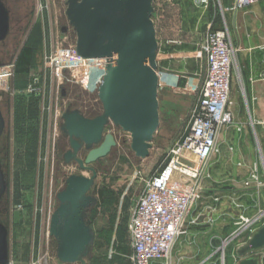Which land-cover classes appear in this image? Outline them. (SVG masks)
<instances>
[{"label": "rangeland", "instance_id": "1", "mask_svg": "<svg viewBox=\"0 0 264 264\" xmlns=\"http://www.w3.org/2000/svg\"><path fill=\"white\" fill-rule=\"evenodd\" d=\"M224 1L209 0L207 7L194 0L153 2L151 19L159 43V126L145 159L137 157L130 149V134L112 123L106 127L104 133L112 134L116 145L107 156L90 166L96 177L88 196L95 202L87 208L85 219L94 234V242L89 259L83 258L85 264H130L131 211L147 184L170 162L171 151L189 131L191 111L198 102L205 80L206 61L202 45L209 26L214 29L228 27L234 48L230 89L233 120L226 127L233 126L237 119L245 120L255 134L258 157L255 175L260 183L257 191L261 196L260 204L254 210L256 213L264 211V124H254L251 115L257 103L249 98L246 79L243 78L248 63L257 64L256 69L262 66L264 53L248 56L239 51L236 43L245 41L249 32L240 33L231 28L232 12L226 11ZM12 6L17 10L24 9L22 5ZM29 8L31 16L25 21L27 27L19 46L21 42L24 44L10 64L11 75L3 85L0 81V97H9L0 106L9 117L5 168L10 227L8 264H63L56 259V241L49 234L50 217L59 205L57 194L65 188L70 175L89 178L91 173L80 169L75 161L65 162L64 154L71 148L68 137L61 130L62 115L77 112L86 119L101 115L103 106L97 91L104 73L97 65L77 62L71 67L68 63L76 60V33L66 16L67 0H31ZM252 28L263 34L264 22ZM37 38L38 49L27 52L26 47L34 45L30 42ZM62 62L67 63L63 65ZM5 67H0L4 76L7 75ZM251 78H260L258 70ZM261 104L264 107V103ZM87 152L81 149L77 159L83 161ZM217 165L218 153L214 149L202 167L201 199L190 211L184 234L180 237L193 226L195 216L217 200L212 196L213 188L225 189L234 184L228 180L232 177L229 175H235L236 181L251 178V172L249 176L245 175L238 166L232 171ZM224 241L214 246L217 250L213 249V254L203 264H233L231 252L239 242Z\"/></svg>", "mask_w": 264, "mask_h": 264}, {"label": "water", "instance_id": "2", "mask_svg": "<svg viewBox=\"0 0 264 264\" xmlns=\"http://www.w3.org/2000/svg\"><path fill=\"white\" fill-rule=\"evenodd\" d=\"M30 1L0 0V67L10 65L17 54L27 27L25 21L32 12ZM154 1L67 0L66 16L76 33V55L103 65L97 91L103 113L93 119L83 118L77 112L62 115L61 130L71 148L64 160L75 161L91 177L70 175L65 188L57 194L59 205L50 217L49 234L56 241V259L60 263L85 264L83 258L89 259L93 248L94 234L85 219L87 208L95 202L88 196L96 177L90 166L116 145L113 135L104 133L106 127L112 123L130 134L134 154L142 159L149 156L150 143L159 126L158 42L151 19ZM12 5H22L24 9L17 10ZM8 98L2 95L0 106ZM5 113L0 107V264H8L9 255L5 170L9 117ZM83 148L88 152L82 161L77 154ZM263 250L264 225L236 250L238 264H262Z\"/></svg>", "mask_w": 264, "mask_h": 264}, {"label": "built area", "instance_id": "3", "mask_svg": "<svg viewBox=\"0 0 264 264\" xmlns=\"http://www.w3.org/2000/svg\"><path fill=\"white\" fill-rule=\"evenodd\" d=\"M194 2L205 7L209 4V0ZM257 3H264V0H233L229 10H242ZM202 50L206 74L198 102L191 111L189 131L171 151L170 162L147 184V189L139 196L131 211L130 264H152L168 259L174 243L184 234V225L190 211L201 199L202 189L199 183L202 167L214 152L219 131L232 123L230 89L234 48L226 26L219 29L209 26ZM75 57L76 60L68 62L71 67H75L77 62H83L99 66L104 73L102 63L82 59L76 52ZM62 63L65 65L67 62ZM11 69L12 65L5 67L6 76L0 73L1 85L11 75ZM174 163L184 164L187 172H178L176 175L179 177L176 178ZM243 186L259 187L260 183L253 174ZM262 225L264 211H259L252 217L240 215L234 232L224 243L237 241L243 245Z\"/></svg>", "mask_w": 264, "mask_h": 264}, {"label": "crops", "instance_id": "4", "mask_svg": "<svg viewBox=\"0 0 264 264\" xmlns=\"http://www.w3.org/2000/svg\"><path fill=\"white\" fill-rule=\"evenodd\" d=\"M226 11L232 12L230 14V26L235 28L240 33L249 32L246 40H239L236 47L245 55L255 56L256 54L264 53V33L254 32L252 26L262 24L264 22V3H257L246 9L230 11L233 0H225ZM228 29V27H227ZM247 32V33H248ZM242 38V36H241ZM157 39V34H156ZM24 42L18 47L23 46ZM159 45V43H158ZM233 45V44H232ZM157 52V62H158ZM261 65L256 69V65L248 63L243 78L246 79L248 95L251 101L256 102V109L252 111V118L254 124H264V59ZM258 70L259 77L252 79L253 72ZM250 122V121H249ZM245 120H236L233 126L222 128L219 131L215 152L218 153V165L220 167L231 168L240 167L244 170L245 175L251 172V175L258 172V157L256 152L255 134L251 127L246 125ZM237 170V169H236ZM234 184H229L225 189L220 186L213 188L212 196L217 200L199 212L194 219L193 226L182 237H180L173 245L170 258L165 262H154L152 264H203L205 259L210 257L217 245L228 238V236L235 230L236 221L240 215L252 217L255 215L256 207L260 202V191L258 187L252 186L245 188L243 183L248 179L241 178L240 181L235 180V175H229ZM201 219V220H200ZM8 223V229H9ZM9 245V240H8ZM237 247L231 252V259L233 264H238L240 258L236 255ZM214 249V251H213ZM262 264H264V251L260 252Z\"/></svg>", "mask_w": 264, "mask_h": 264}, {"label": "trees", "instance_id": "5", "mask_svg": "<svg viewBox=\"0 0 264 264\" xmlns=\"http://www.w3.org/2000/svg\"><path fill=\"white\" fill-rule=\"evenodd\" d=\"M38 38L36 39V40H33V41H31L30 43L32 44H34V45H28L27 47H26V50H27V52L28 51H30V52H32V51H36L37 49H38ZM37 46V47H36ZM20 68V67H19Z\"/></svg>", "mask_w": 264, "mask_h": 264}, {"label": "bare ground", "instance_id": "6", "mask_svg": "<svg viewBox=\"0 0 264 264\" xmlns=\"http://www.w3.org/2000/svg\"><path fill=\"white\" fill-rule=\"evenodd\" d=\"M184 164H177V163H174V167L176 169V172H175V175L178 173V172H187L186 168L183 166Z\"/></svg>", "mask_w": 264, "mask_h": 264}]
</instances>
